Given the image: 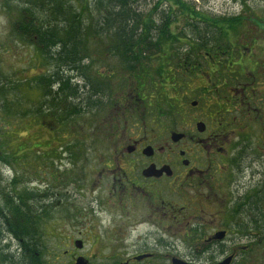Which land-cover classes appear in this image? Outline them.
Masks as SVG:
<instances>
[{
    "label": "flooded vegetation",
    "instance_id": "obj_1",
    "mask_svg": "<svg viewBox=\"0 0 264 264\" xmlns=\"http://www.w3.org/2000/svg\"><path fill=\"white\" fill-rule=\"evenodd\" d=\"M244 13L234 18L255 23L262 40L245 30L246 22L220 26L218 18L207 13L215 21L208 28L212 37L194 40V48L186 38L180 50L173 49L179 54V74L195 83L197 93L182 111H175L181 117L182 130L169 126L172 114L167 89L141 87L138 65L131 73L128 68L123 71L129 65L123 64L122 57L109 54L106 47L104 55L93 56V63L87 58L83 77L72 79L82 91L97 95L78 99L80 111L68 120L59 121L60 117L49 114L52 118L47 123H39L42 135L52 134L48 142L37 135L35 145L26 139L15 145L8 134L9 144L3 142L0 147V264H26L28 241L35 243L32 253L40 263V239L70 237L66 229L74 224L80 226L77 234L83 237H128V242L140 237L142 245L133 241L131 248L127 240L96 248L98 253L122 254L139 248L121 264H151L160 248L166 264L173 257L189 264H264V16L252 13L245 18ZM123 73L132 87L125 94L117 93L125 104L120 108L116 102L115 117L109 113V101L113 104L117 96L111 95V88ZM141 90L147 94H140ZM140 105L143 116L137 114L130 120L133 109ZM153 105L162 108L146 111ZM193 110L195 114H191ZM99 114L103 132L109 126L112 130L105 136L110 150L75 151L73 145L72 150L62 145L65 157L59 159L54 174L44 179L42 153L59 157L54 154L60 144L54 128L69 123L73 129L62 140L70 144L88 141L90 135L83 129L73 131L75 120ZM161 117L167 123L161 124ZM36 182L44 184V191ZM40 203L45 208L63 203L67 208L56 219L50 213L29 215V205L39 209ZM113 206L123 220L103 218ZM172 237L192 240L187 245L196 252L197 263L192 262L193 257L185 260L171 254ZM72 243L73 248L64 251V262L52 255L46 264H77L78 258L95 264L91 254H83L82 240Z\"/></svg>",
    "mask_w": 264,
    "mask_h": 264
},
{
    "label": "trees",
    "instance_id": "obj_2",
    "mask_svg": "<svg viewBox=\"0 0 264 264\" xmlns=\"http://www.w3.org/2000/svg\"><path fill=\"white\" fill-rule=\"evenodd\" d=\"M163 4L166 5L162 7ZM0 7L9 19L11 37L31 44L35 50L32 61L40 68L49 67L48 72L46 67L32 82L26 77L21 83L10 82L9 86L0 81V100L7 104L8 95L13 92L14 97L22 96L23 105L17 99L12 100L16 105L13 111L15 116L32 123L35 117L47 113L60 117L59 121L68 120L72 113L78 115V99L88 95L92 99V93L96 96L97 92L82 91V86L72 81L73 76L83 77L88 70L87 58L93 63V56L106 53L104 48L109 49V54L122 57L123 64L129 65L125 70L132 72L138 65L139 85L150 87L151 72L142 59L148 60L147 56L162 51V66L155 70L161 75L171 49L180 50L178 43L186 38L192 41L189 47L194 48V40L212 37L208 28L215 22L207 16L209 12L197 10L194 2L186 0H155L152 5L140 0H0ZM178 19L185 25L177 27ZM231 21L241 22L238 18ZM201 22L204 25L199 26ZM37 206L39 209L29 205V215L48 214L43 203ZM35 246L28 241L26 264H46L43 258L40 263L35 259L32 253Z\"/></svg>",
    "mask_w": 264,
    "mask_h": 264
},
{
    "label": "rangeland",
    "instance_id": "obj_3",
    "mask_svg": "<svg viewBox=\"0 0 264 264\" xmlns=\"http://www.w3.org/2000/svg\"><path fill=\"white\" fill-rule=\"evenodd\" d=\"M155 0H140V3L142 2H147L148 4L150 3L151 5L154 3ZM186 1H192L197 5V10L201 8L203 11L209 12L211 16L217 17L220 26H222L223 23H227V25H233L232 23V18L238 16L240 13H244L245 18H251L252 13H255V15L259 16L260 18L264 16V0H186ZM166 4H163L165 6ZM141 7H144L140 5ZM143 9V8H142ZM241 22H246L247 26L245 30L248 31V33L252 36H255L256 38H260L259 40H262L261 38V33L262 31L259 29L258 26H255V23L251 21H244L243 18ZM261 22V21H260ZM176 26H184L185 23L183 21H179V19L176 21ZM174 26V24H172ZM174 26V28L176 27ZM220 32H225L224 29H220ZM230 33V32H229ZM222 36H220L219 39H221ZM230 38V36H229ZM258 40V41H259ZM257 41V39H255ZM183 43H178L180 47H183ZM94 43V42H93ZM245 44V43H242ZM185 47V46H184ZM160 53L158 55L154 56H147V59H142L145 60L143 61L142 64L148 69L150 73V78L153 83L152 86H156L160 90V86L163 87L164 89L166 88L167 94L169 95V98L167 99L168 104H170L169 107V113L170 119H168L169 126L173 127L178 130H182L181 128V117L180 115L178 116L175 114V111H182L183 107L190 104L191 99H196L197 93L194 91L195 90V83L190 82V81H185L181 77L179 73H181V69L178 64V57H177V50L171 49V52L169 54V57L166 59L168 61L165 62V65H163L164 72L159 75L158 73H155V70H158L162 64L160 63ZM35 54L34 47L27 43L24 42L18 38H12L11 33H10V25H9V19L7 18V15L3 13L2 8L0 7V81L2 84H11L10 82H16L19 81L18 83L22 82V79L25 77L27 78L28 82H32L31 79H34L35 76H38V74L42 71L45 70L47 66H42L41 68L38 66V63L33 62L34 58L33 55ZM179 55V54H178ZM162 57V54H161ZM33 60V61H32ZM98 67V66H95ZM49 67L46 68V70ZM49 70V69H48ZM47 70V71H48ZM167 70V71H166ZM123 71L126 72L125 69ZM131 73V72H130ZM118 76V75H117ZM26 81V82H27ZM161 84V85H159ZM112 86V85H111ZM132 87V82L129 77L125 73H123V76L119 80H116L114 83L113 88H111V95H116L120 91H124V94L127 92L129 88ZM193 92V95L190 93ZM195 92V93H194ZM140 94H147L144 90L140 91ZM16 97V98H15ZM14 97V92L12 94L8 95L7 98V104H4V100H0V147L2 143L9 144V135H11L13 138L12 140L14 141V144H18L22 140H27L30 143H35L36 139L33 137H36L38 135L39 139L45 140V142L49 141V136L52 134H45L42 135L39 130L40 122L45 123L47 120L49 121L50 115L47 113L44 116L41 117H35V122H29L30 120H23L20 119V117L15 116V113L13 111V107H16L15 103H12L13 99L19 100V102L23 105L25 103V99L23 100L22 96H15ZM191 98V99H190ZM116 102H120L119 107L123 108L125 104V100L118 96H116V100L112 104V100L110 99L109 101V107L111 108L110 114L114 115L116 117V111H115V106ZM187 103V104H186ZM21 105V106H22ZM113 105V106H112ZM153 107H160L159 105H153L152 107H147L146 111H151L154 110ZM8 108V109H7ZM143 108H141V105L133 109V116L130 120L133 118H136L137 114L141 118L143 116ZM122 113V109H120L119 114L117 116H120ZM153 113V112H152ZM196 111L193 110L191 114H195ZM108 114L106 115L105 118H107ZM150 117V115H148ZM34 118V117H33ZM130 118V117H129ZM128 119V118H127ZM164 117H161V124L167 123L165 120H163ZM75 120V119H73ZM72 120V123L74 122ZM100 120H102V116L99 114L97 117H86V118H76L75 120V130L78 131V128H81L84 130L85 134L90 135L88 141H83V142H72L70 144L69 141L65 139H61L62 136L66 134L67 131H70L73 129L72 125L69 123H59L58 127H55L56 129L55 132H53L54 136L59 139V145L56 146L55 150V155L59 156L58 158L54 159L52 154H46L42 153L43 155V178L48 179L50 177V173L55 172L56 170V165L59 166V159L64 158L65 156L62 155V153L65 151L63 146L66 147H71L73 145L74 150H91V151H103L107 152L110 150V144L107 142L105 136L109 135L111 130V127L109 126V130L104 133L103 129L101 127ZM7 121V123H5ZM10 121V124H9ZM85 122V123H84ZM47 123V122H46ZM103 123V122H102ZM3 125V126H2ZM109 125L107 122L104 126L107 127ZM5 126V128H4ZM8 128V130H7ZM51 133V132H49ZM9 134V135H8ZM56 139V140H57ZM56 140L53 141V143L57 142ZM66 142L68 143V146H66ZM62 146L59 148V146ZM46 146V143L45 145ZM44 150L46 151V147H44ZM72 150V147L70 148ZM33 152L35 150H32ZM67 155V153L65 154ZM29 156H38L37 153L35 154H29ZM28 179L30 180L31 177L30 175L28 176ZM32 181V180H31ZM54 181V180H50ZM45 184L48 183L49 181H44ZM36 186L40 187V191H44L42 189L43 185L40 182H36ZM45 189V187H43ZM66 189V188H64ZM63 189V191H64ZM38 193V192H36ZM40 202H43L40 200V197H37ZM66 204L60 203L57 204L56 206L48 207L45 208L47 210L46 212L49 214L50 217L56 219L62 213L63 208H67L65 206ZM65 206V207H64ZM36 208V206H34ZM111 211L105 212L103 218L108 219V220H114L115 218L117 220H123L122 218L119 219L116 215V211H118V208L113 206L110 208ZM104 210V209H103ZM48 224V223H45ZM49 225V224H48ZM51 226V225H49ZM46 228V227H45ZM80 226L78 224H74V228L67 226V231L70 235V237H60V238H54L52 236H46L45 238L40 239V248L43 254V259L46 262L49 259H53V256H57L61 262H64V260L67 259L66 254H64L65 250L72 249V242L74 240H82L83 241V247L84 251L83 254L85 256H89L91 254L93 263L95 264H121L127 257L131 256L130 253H133L135 251H139V248H133L129 249L126 254H122L121 252H110L107 250H101V253H98L96 250L97 247L101 248L104 244H115V242H122V240L126 241V244L128 245L129 248H131V242L135 241V244L137 245H142V241L140 240V237H133L130 239L128 242V237L126 238H102V239H95L91 237H83L77 234L78 229ZM176 236V235H175ZM137 238V239H134ZM184 237L179 238V237H172V251L171 254L173 256H181L183 259L187 260L190 257L194 258V261L196 262V252L192 251V249L187 245V242L190 243L192 240L184 238L185 242L184 243ZM143 240V239H142ZM130 245V246H129ZM136 246V245H135ZM156 252H159L160 255H158L155 260L151 261V264H166L165 259H164V249L160 248V250H157ZM172 259H178L177 257H173ZM183 261V260H182ZM172 262V260H171ZM167 263L169 264V261L167 260Z\"/></svg>",
    "mask_w": 264,
    "mask_h": 264
},
{
    "label": "water",
    "instance_id": "obj_4",
    "mask_svg": "<svg viewBox=\"0 0 264 264\" xmlns=\"http://www.w3.org/2000/svg\"><path fill=\"white\" fill-rule=\"evenodd\" d=\"M176 137H177V136H176ZM76 246H77L78 248H80V247H81L80 242L77 241V242H76ZM77 264H85L84 259H82V258H78V259H77ZM171 264H189V263H186V262H184V261H182V260H180V259H172Z\"/></svg>",
    "mask_w": 264,
    "mask_h": 264
}]
</instances>
